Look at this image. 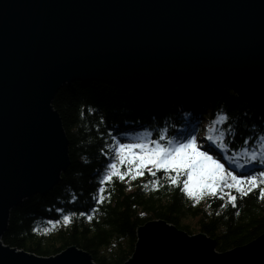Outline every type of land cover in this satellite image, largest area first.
I'll use <instances>...</instances> for the list:
<instances>
[{"label":"water","instance_id":"1","mask_svg":"<svg viewBox=\"0 0 264 264\" xmlns=\"http://www.w3.org/2000/svg\"><path fill=\"white\" fill-rule=\"evenodd\" d=\"M91 81L226 88L264 113V0H0V264H94L74 246L40 257L1 242L11 208L69 166L54 95ZM136 237L123 264H264V235L221 253L163 221Z\"/></svg>","mask_w":264,"mask_h":264},{"label":"trees","instance_id":"2","mask_svg":"<svg viewBox=\"0 0 264 264\" xmlns=\"http://www.w3.org/2000/svg\"><path fill=\"white\" fill-rule=\"evenodd\" d=\"M54 96L51 106L68 140L70 163L49 193L31 196L12 208L1 237L5 246L40 257L74 246L89 254L95 264H123L134 251L136 230L153 220L165 221L189 235L204 234L216 244L218 253L264 235V197L259 191L264 184L259 182L251 191L245 183V195L225 187L223 195L218 189L194 202L181 191L183 176L172 185L168 180L176 175L174 171L169 170L167 176L163 169L153 171V176L143 170L134 179L113 177L99 191L100 180L116 155L113 136L119 143L145 139L167 144L188 135L198 142L202 125L215 115L220 117L217 132L224 135L222 143L234 153L245 146L242 163L264 170V114L247 107L229 89L191 86L143 94L104 83L72 82ZM252 153H256L255 160ZM119 169L126 171V165L120 164ZM259 174H254L258 181L264 179ZM229 193L236 196L235 204L227 199ZM101 195L103 200H99ZM64 215H70L68 223Z\"/></svg>","mask_w":264,"mask_h":264},{"label":"snow or ice","instance_id":"3","mask_svg":"<svg viewBox=\"0 0 264 264\" xmlns=\"http://www.w3.org/2000/svg\"><path fill=\"white\" fill-rule=\"evenodd\" d=\"M89 110L91 111V109ZM225 119L227 117L221 116V120ZM112 140L116 144V155L112 163L108 164L106 172L100 180L101 187L99 191L101 193L104 191L103 185L105 181H110L113 177L123 180L125 175L134 179L136 176L143 175L146 165H151L147 170L153 176L155 172L152 169H163L166 176L169 170L174 171L176 175L170 176L168 180L172 185L180 181L181 176H183L181 191L190 198L194 197L197 200L205 193L215 194L218 189L220 194L223 195L225 187L235 189L236 192L245 195L247 194L244 187L245 183L249 185L248 191L255 188L258 182L264 184V179L258 181L254 175H236L228 171L219 159L210 155L209 151L198 147L195 136L188 135L186 138L175 142L169 141L167 144L145 139L133 143H119L115 136L112 137ZM207 140L213 141V136L208 135ZM251 155L252 159L255 160L256 153ZM120 164L126 165V171H120ZM259 175L264 177V172ZM152 183L153 187H155V181ZM259 191L260 195L264 197V187H261ZM227 199L235 204L236 196L229 193ZM99 200H103L102 195ZM88 219H92L91 215L88 216ZM63 221L68 223L70 215H64ZM49 223L52 222L50 221Z\"/></svg>","mask_w":264,"mask_h":264},{"label":"bare ground","instance_id":"4","mask_svg":"<svg viewBox=\"0 0 264 264\" xmlns=\"http://www.w3.org/2000/svg\"><path fill=\"white\" fill-rule=\"evenodd\" d=\"M247 107L252 109L249 105ZM252 110H256L258 113L264 114L260 110H257V109H252ZM219 121H220V117L215 115V116H213V118H211L209 121H207L206 124L204 123V125H202V128H203L202 129L203 130L202 134L203 135L201 136L200 140L197 142L198 147H201L202 150L209 151V154L214 156L215 158L219 159L220 162L224 166L231 167V169H233L234 171H236L240 175L241 173L246 171V167L247 166H245V165H248V164H243L242 162L244 161V159L241 158V153L244 152L245 150H247V148L245 146L241 145V149H239V151H235V153L233 151L229 150V146L227 144L222 143L223 141L221 140V138L224 135L222 133H220V132H217L218 131ZM206 125H208V128L204 127ZM208 135H212L213 136V141L207 140V136ZM218 137H221V138H218ZM228 162H229V164H228ZM236 162H237L236 166H238V167L234 166V164ZM247 163H250V162H248V160H247ZM57 184L58 183H56L55 186H57ZM195 235H198V234H195ZM189 236H194V235H189ZM206 238L209 239L208 237H206ZM215 251H216V246H215Z\"/></svg>","mask_w":264,"mask_h":264},{"label":"rangeland","instance_id":"5","mask_svg":"<svg viewBox=\"0 0 264 264\" xmlns=\"http://www.w3.org/2000/svg\"><path fill=\"white\" fill-rule=\"evenodd\" d=\"M91 82H94V81H91ZM196 87V86H195ZM188 88V87H187ZM162 90H167V89H162ZM169 90V89H168ZM170 90H173V89H170ZM128 92H130V91H128ZM137 93H139V92H137ZM143 94H145V93H143ZM206 124V123H205ZM205 128H208V125H206V126H204ZM212 131V130H211ZM202 143V142H201ZM261 148V147H260ZM70 163V162H69ZM236 164H237V162L234 164V166H236ZM247 167H246V170H247V174H245L246 176H248V175H254V174H257L258 172L259 173H261V172H264V170H262V171H256V168H258L259 167V165H255V164H250L249 166L248 165H246ZM151 167V165H146L145 166V168H144V170L147 172L148 170V168H150ZM236 167H238V166H236ZM249 168V169H248ZM158 170H162V169H152V171H158ZM149 172V171H148ZM61 177V176H60ZM60 181V180H59ZM207 195H209V194H207V193H205L203 196H201L198 200L196 199V198H194V197H192V199L194 200V201H199V200H201V199H204V198H206L207 197ZM24 200H27V199H24ZM23 200V201H24ZM22 202V201H21ZM20 202V203H21ZM19 205V204H18ZM17 205V206H18ZM16 207V206H15ZM11 210H12V208H11ZM10 213V212H9ZM156 221V220H155ZM153 222V221H152ZM138 230V229H137ZM137 230H136V232H137ZM261 236V235H260ZM136 241H137V238H136ZM136 243V242H135ZM135 245V244H134ZM216 246V245H215ZM66 249V248H65ZM64 251V250H63ZM62 251V252H63ZM61 253V252H60ZM133 253V252H132ZM59 254V253H58ZM57 255V254H56ZM52 257H54V256H52ZM94 262V261H93Z\"/></svg>","mask_w":264,"mask_h":264}]
</instances>
